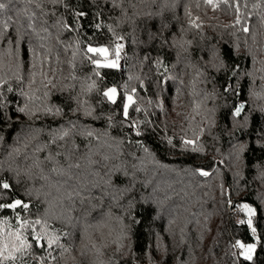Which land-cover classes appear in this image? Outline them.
<instances>
[{
	"label": "trees",
	"instance_id": "trees-1",
	"mask_svg": "<svg viewBox=\"0 0 264 264\" xmlns=\"http://www.w3.org/2000/svg\"><path fill=\"white\" fill-rule=\"evenodd\" d=\"M0 3V264H264V0Z\"/></svg>",
	"mask_w": 264,
	"mask_h": 264
},
{
	"label": "snow or ice",
	"instance_id": "snow-or-ice-1",
	"mask_svg": "<svg viewBox=\"0 0 264 264\" xmlns=\"http://www.w3.org/2000/svg\"><path fill=\"white\" fill-rule=\"evenodd\" d=\"M209 2H211V0H209ZM4 7H5V5L0 3V9H3ZM245 31H247V29H245ZM88 51L103 55V56H105V58L107 57V52H108V50L106 48H89ZM96 63H97L98 66H100L99 61H96ZM106 66H108V67H116L115 63H110V64H108ZM115 92H116V89L113 88V89H110L108 92H105L104 95L108 96L111 99L114 96ZM127 101H128V103H126L124 105L125 115H127V109H128L129 104L132 103V96H128L127 97ZM239 111H240V109H237V113H239ZM185 143H191V142L190 141H185ZM201 174L202 175H208L207 172H201ZM2 187H3V189L7 190V189L10 188V185L8 183H3ZM17 206H22L24 208L28 207L27 204H22V201L19 200V199L15 200L14 203H10V204H8L6 206L0 205V207H10V208H16ZM243 207L245 209H248L247 205H244ZM248 211H249V213H251L252 210L248 209ZM249 224H251L250 220H249ZM253 231H255V229H253ZM235 246L244 250L242 255H244L247 260H251L252 259L251 253L254 251L255 245L248 244L247 246H245V244L237 241Z\"/></svg>",
	"mask_w": 264,
	"mask_h": 264
},
{
	"label": "rangeland",
	"instance_id": "rangeland-1",
	"mask_svg": "<svg viewBox=\"0 0 264 264\" xmlns=\"http://www.w3.org/2000/svg\"><path fill=\"white\" fill-rule=\"evenodd\" d=\"M89 48H106L107 49V47H105V46H91V47H89ZM108 50V49H107ZM100 55V54H99ZM99 64L100 65H103V66H106V65H108V64H110V63H115V65H116V67H120L121 66V55H120V49L119 48H117L116 49V51H115V53L113 54V56H110L109 55V51L107 52V57L105 58V56H103V55H100V58H99ZM113 88H115L114 86H110L109 88H107L106 89V91L105 92H108L110 89H113ZM116 89V88H115ZM128 96H132L131 94H128L127 96H126V98H125V104L126 103H128V101H127V97ZM117 97V89H116V92H115V94H114V96L110 99L108 96H107V98L108 99H110V100H115V98ZM248 209H251L250 207H248ZM248 209H245V211H246V214H245V216H246V218L247 219H249L250 218V213H249V211H248ZM248 245V244H247ZM247 245H245V246H247ZM254 245V244H253ZM243 249H242V253H243ZM253 253V252H252ZM251 253V254H252Z\"/></svg>",
	"mask_w": 264,
	"mask_h": 264
},
{
	"label": "built area",
	"instance_id": "built-area-1",
	"mask_svg": "<svg viewBox=\"0 0 264 264\" xmlns=\"http://www.w3.org/2000/svg\"><path fill=\"white\" fill-rule=\"evenodd\" d=\"M244 205L246 204L243 201L231 198L228 205V211L230 215L236 218L238 217L240 211H243L246 214L245 208L243 207ZM237 251L241 252L242 250L238 248Z\"/></svg>",
	"mask_w": 264,
	"mask_h": 264
},
{
	"label": "water",
	"instance_id": "water-1",
	"mask_svg": "<svg viewBox=\"0 0 264 264\" xmlns=\"http://www.w3.org/2000/svg\"><path fill=\"white\" fill-rule=\"evenodd\" d=\"M243 104H244L243 102L239 103V104H238V109H240V110H241V109H242V106H243Z\"/></svg>",
	"mask_w": 264,
	"mask_h": 264
}]
</instances>
